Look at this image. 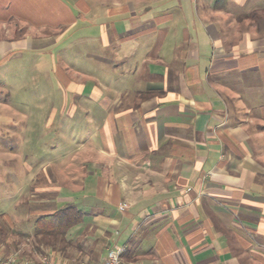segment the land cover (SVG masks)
<instances>
[{
  "label": "crops",
  "instance_id": "obj_1",
  "mask_svg": "<svg viewBox=\"0 0 264 264\" xmlns=\"http://www.w3.org/2000/svg\"><path fill=\"white\" fill-rule=\"evenodd\" d=\"M101 3L105 46L157 31L162 41L133 97L69 81L74 98L44 121L51 157L22 151V202L34 200L39 217L84 213L61 238L77 253L56 258L101 264L120 245L129 264H264V0ZM79 18L67 0H0V57L57 42ZM11 119L32 130L27 116Z\"/></svg>",
  "mask_w": 264,
  "mask_h": 264
},
{
  "label": "rangeland",
  "instance_id": "obj_2",
  "mask_svg": "<svg viewBox=\"0 0 264 264\" xmlns=\"http://www.w3.org/2000/svg\"><path fill=\"white\" fill-rule=\"evenodd\" d=\"M67 1L80 17L76 28L57 42H38L32 49L26 47L15 51L8 59L0 57V256L18 250L28 255L45 250L62 252L65 256L66 253H77L60 238L35 234V221L40 215H35L34 200L23 203L25 190L19 191L22 182L18 168L22 156L24 158L22 151L33 153L28 154V158L31 155L38 160L51 157L49 145L54 134L52 129L45 127L44 121L55 110L65 109L61 105L66 100L74 98L73 91L68 88L69 81L87 87L107 84V90L101 86L107 98H124L125 92L120 89L127 88L128 93L133 92L134 79L147 74L150 68L147 54L157 42L162 41L157 31L141 35L132 43L105 46L101 27L109 16L108 11L107 14L102 11V0H80L89 6L87 12H80L77 8L79 0ZM105 1L109 8H114L113 0ZM126 2L129 0H122V3ZM168 49L164 44L161 55L168 54ZM13 115L30 118L27 125H31L32 130L27 133L24 124L10 123ZM8 125L18 131L16 135L3 130ZM39 137H43L44 146H35ZM25 141L28 142L26 147L23 146ZM7 167L12 171H7ZM72 238L75 245L81 243L77 235ZM94 259L90 258L91 261Z\"/></svg>",
  "mask_w": 264,
  "mask_h": 264
},
{
  "label": "trees",
  "instance_id": "obj_3",
  "mask_svg": "<svg viewBox=\"0 0 264 264\" xmlns=\"http://www.w3.org/2000/svg\"><path fill=\"white\" fill-rule=\"evenodd\" d=\"M84 221V213L75 206H67L63 209L39 217L35 224L37 236L65 238L67 232Z\"/></svg>",
  "mask_w": 264,
  "mask_h": 264
},
{
  "label": "built area",
  "instance_id": "obj_4",
  "mask_svg": "<svg viewBox=\"0 0 264 264\" xmlns=\"http://www.w3.org/2000/svg\"><path fill=\"white\" fill-rule=\"evenodd\" d=\"M127 205L124 204L121 210L124 211ZM126 248L114 245L107 251L106 257L101 264H129L124 259ZM0 264H63L54 252L45 250L34 255L25 254L22 250L13 251L9 255L0 256Z\"/></svg>",
  "mask_w": 264,
  "mask_h": 264
}]
</instances>
